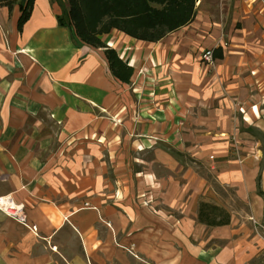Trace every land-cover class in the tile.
Here are the masks:
<instances>
[{
  "label": "crops",
  "instance_id": "0c3cea01",
  "mask_svg": "<svg viewBox=\"0 0 264 264\" xmlns=\"http://www.w3.org/2000/svg\"><path fill=\"white\" fill-rule=\"evenodd\" d=\"M60 14L34 0L18 31V6L0 9V197L26 219L0 210V264H264V0H201L156 43L111 30L129 84ZM216 80L232 84L219 109L197 107ZM208 161L233 209L194 167ZM201 201L229 224L198 223Z\"/></svg>",
  "mask_w": 264,
  "mask_h": 264
},
{
  "label": "trees",
  "instance_id": "16d2710c",
  "mask_svg": "<svg viewBox=\"0 0 264 264\" xmlns=\"http://www.w3.org/2000/svg\"><path fill=\"white\" fill-rule=\"evenodd\" d=\"M61 8L58 25L72 31L82 45L102 49L111 75L129 84L133 68L119 57L117 51L101 39L117 30L132 39L156 43L170 33L186 26L193 19L194 0H56ZM34 0H0V9L9 14L18 6V31L29 20ZM198 223L215 228L230 222L229 212L216 204L201 201Z\"/></svg>",
  "mask_w": 264,
  "mask_h": 264
},
{
  "label": "rangeland",
  "instance_id": "374dc122",
  "mask_svg": "<svg viewBox=\"0 0 264 264\" xmlns=\"http://www.w3.org/2000/svg\"><path fill=\"white\" fill-rule=\"evenodd\" d=\"M198 16H199V13H198L197 17ZM224 37H225L224 34H223V36H220V38L217 39L216 41H214L213 45L210 46L209 48L211 49V48H215L217 46H221L222 45L224 48L227 49L229 47V42L226 41L227 39H224ZM203 48L204 47H200L198 49V52H201V50ZM198 54H197V56H198ZM250 71L251 70H249V71L247 70L246 75L247 74L250 75ZM210 74L212 75L213 72H210L208 75H210ZM159 81L156 80L155 83L156 82H159ZM229 85H232L231 84V81L221 82L219 80L218 81L216 80V82H214L211 85H209L211 87V94L212 95H210V96H202V97L201 96H198L199 100L197 102V107L202 108V109L205 108L206 110L219 109L218 106H216V105L218 104V102H220L225 97V94H224L225 91H226L225 88H227V86H229ZM235 112L233 113L234 115L237 114ZM240 130L243 133H248L249 136L252 137V133L253 132L251 133V129L250 128L241 127ZM210 164H213V161H208V162H203V163H201V162H195L194 163V167L210 183V185L212 186L213 190L218 195L217 199H219V200H221L223 202L224 201H227L228 204L232 207L231 209H233L234 207H236L235 197H234L233 192L231 190H226L225 191L224 189H221V188L217 187V185L215 184V181L213 180L212 175L208 173V169H209ZM250 220H251L250 223H251V227H252L253 231H257V232L264 231V221H262L260 223H257L255 225V221L252 220V218Z\"/></svg>",
  "mask_w": 264,
  "mask_h": 264
},
{
  "label": "built area",
  "instance_id": "2783aa9c",
  "mask_svg": "<svg viewBox=\"0 0 264 264\" xmlns=\"http://www.w3.org/2000/svg\"><path fill=\"white\" fill-rule=\"evenodd\" d=\"M201 0H195L199 3ZM201 59L207 65L213 66V50L208 49L202 52ZM0 210H2L8 218H11L21 224L26 223L24 215V207L21 204H16L9 196L0 197Z\"/></svg>",
  "mask_w": 264,
  "mask_h": 264
}]
</instances>
